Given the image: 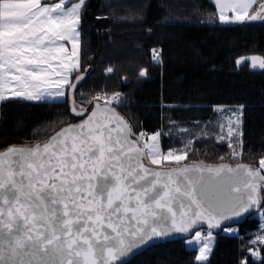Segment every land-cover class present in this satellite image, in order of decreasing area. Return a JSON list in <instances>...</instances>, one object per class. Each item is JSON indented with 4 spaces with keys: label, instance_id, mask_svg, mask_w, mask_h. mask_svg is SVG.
I'll use <instances>...</instances> for the list:
<instances>
[{
    "label": "snow or ice",
    "instance_id": "snow-or-ice-1",
    "mask_svg": "<svg viewBox=\"0 0 264 264\" xmlns=\"http://www.w3.org/2000/svg\"><path fill=\"white\" fill-rule=\"evenodd\" d=\"M214 6L210 21L264 23V0ZM86 7L87 0H0V101L70 99L78 121L53 122L46 139L0 151V264H129L140 250L176 237L196 251L195 264H208L220 231L241 240L237 264H264V155L258 167L182 164L196 142L212 135L228 141L233 158L241 156L243 106L218 133L199 122H172L182 146L164 151L163 132L137 131L117 111L121 92L80 93L78 103V85L91 67L81 63ZM143 18V9L120 17ZM151 53L162 63V49ZM243 62L264 70V56L236 64ZM105 71L114 73L111 66ZM252 214L260 223L245 242L234 225Z\"/></svg>",
    "mask_w": 264,
    "mask_h": 264
},
{
    "label": "trees",
    "instance_id": "trees-1",
    "mask_svg": "<svg viewBox=\"0 0 264 264\" xmlns=\"http://www.w3.org/2000/svg\"><path fill=\"white\" fill-rule=\"evenodd\" d=\"M140 9L143 21L120 19ZM214 15L211 0H87L81 23V63L91 67L78 85L77 102L80 93L121 92L123 106L117 111L137 131L163 132L164 151L182 146L172 122L189 128L199 122L217 132V125L212 124L214 108L242 105L241 156L233 158L228 142L212 135L196 142L197 151L190 152L182 164L241 162L258 167L264 155V70L236 61L264 56V23L223 25L218 19L209 20ZM153 48L162 49V63L152 60ZM109 66L114 73H106ZM140 68L148 69L146 77L138 75ZM59 120H72L69 100L2 101L0 149L44 140ZM259 223L256 214L246 215L237 225L239 236L246 242ZM196 254L184 240H175L146 249L129 264H195ZM243 254L251 259L246 249ZM240 255L241 240L217 232L208 264H237Z\"/></svg>",
    "mask_w": 264,
    "mask_h": 264
},
{
    "label": "rangeland",
    "instance_id": "rangeland-1",
    "mask_svg": "<svg viewBox=\"0 0 264 264\" xmlns=\"http://www.w3.org/2000/svg\"><path fill=\"white\" fill-rule=\"evenodd\" d=\"M211 1L214 2V0H211ZM233 25H235V24H233ZM69 47H70V45H69ZM246 57H250V56H246ZM247 63L249 64L250 68H252L251 65H250V62H247ZM252 69H254V68H252ZM255 69H259V68H255ZM0 102H2V101H0ZM219 109H222V111L219 110ZM237 109H239L238 106H218V107L214 108V113L215 114H214V118L212 119L213 120L212 124L215 125V126L217 125V128H216L217 133L219 132V125L220 124H226L227 123V117H229L231 115L233 110H237ZM225 131H226V129H225ZM224 141L228 142L227 140H224ZM165 151H167V150H165ZM256 217L260 221V218H259L258 214H256ZM235 227H237V226H235ZM186 246H187V244H186ZM188 248H190V247H188Z\"/></svg>",
    "mask_w": 264,
    "mask_h": 264
},
{
    "label": "water",
    "instance_id": "water-1",
    "mask_svg": "<svg viewBox=\"0 0 264 264\" xmlns=\"http://www.w3.org/2000/svg\"><path fill=\"white\" fill-rule=\"evenodd\" d=\"M87 75V74H86ZM86 77V76H85ZM69 104H70V106H71V101H70V99H69ZM121 114V113H120ZM122 115V114H121ZM123 116V115H122ZM124 117V116H123ZM125 118V117H124ZM126 119V118H125ZM127 120V119H126ZM128 121V120H127ZM129 122V121H128ZM11 146V145H10ZM9 147V146H8ZM7 148V147H6ZM6 148H4V149H6ZM4 149H0V151H2V150H4ZM171 167H175V165L174 166H171ZM245 219V218H244ZM244 219H242L241 220V222H243L244 221ZM240 222V223H241ZM239 223V224H240ZM238 224V225H239ZM234 226H237V225H234ZM206 227V226H205ZM221 232V231H220ZM175 240H183L182 238H178V237H176V238H172V239H169V240H165V241H161V242H158V243H156V244H154V245H150V246H148V247H146V248H144V249H142V250H140L136 255H134L133 257H131L130 258V260L129 261H131L135 256H137V255H139V254H141L142 252H144L146 249H148V248H150V247H152V246H155V245H159V244H162V243H166V242H170V241H175Z\"/></svg>",
    "mask_w": 264,
    "mask_h": 264
},
{
    "label": "built area",
    "instance_id": "built-area-1",
    "mask_svg": "<svg viewBox=\"0 0 264 264\" xmlns=\"http://www.w3.org/2000/svg\"><path fill=\"white\" fill-rule=\"evenodd\" d=\"M146 133H148V132H146ZM148 134H150V133H148Z\"/></svg>",
    "mask_w": 264,
    "mask_h": 264
}]
</instances>
